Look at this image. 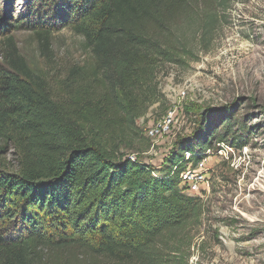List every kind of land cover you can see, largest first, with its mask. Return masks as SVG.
<instances>
[{
  "label": "trees",
  "instance_id": "obj_1",
  "mask_svg": "<svg viewBox=\"0 0 264 264\" xmlns=\"http://www.w3.org/2000/svg\"><path fill=\"white\" fill-rule=\"evenodd\" d=\"M33 1L20 16L32 17L54 72H31L6 38L0 157L12 162H0V264H180L174 233L205 214L178 186L184 154L196 164L213 140L240 148L243 136L228 115L199 122L155 170L132 156L137 120L163 101L159 68L208 51L236 0H37L46 13ZM54 27L80 40V58L60 71Z\"/></svg>",
  "mask_w": 264,
  "mask_h": 264
},
{
  "label": "rangeland",
  "instance_id": "obj_2",
  "mask_svg": "<svg viewBox=\"0 0 264 264\" xmlns=\"http://www.w3.org/2000/svg\"><path fill=\"white\" fill-rule=\"evenodd\" d=\"M31 2L0 0V68L6 67L10 37L31 72L43 68L50 74L54 71L43 66L45 58L28 30L35 24L32 17L20 16ZM44 7L39 11L46 13ZM225 17L227 24L217 26L208 51H194L193 60L189 56L182 66L159 68L163 101L137 120L142 138L131 155L155 170L166 165L175 144L190 138L199 122L212 124L228 115L232 132L243 136L240 148L216 139L200 163L188 160L179 167L180 175H202L195 193L181 180L178 186L201 200L205 211L200 224L174 233L171 243L183 258L174 256L173 261L180 264H264V0H236ZM53 30L50 46L60 71L80 58V40L67 29ZM164 123L169 124L164 132L149 135ZM10 159L1 156L0 162Z\"/></svg>",
  "mask_w": 264,
  "mask_h": 264
},
{
  "label": "built area",
  "instance_id": "obj_3",
  "mask_svg": "<svg viewBox=\"0 0 264 264\" xmlns=\"http://www.w3.org/2000/svg\"><path fill=\"white\" fill-rule=\"evenodd\" d=\"M169 122V121H168ZM168 123H164V126H158L156 130H152L150 131L149 135L150 136H154L155 134L161 132H164V130L168 127ZM184 159L185 161H188L190 159V153H185L184 154ZM204 160V159H203ZM200 163V162H199ZM181 171V170H180ZM181 177V181L183 184L186 185L187 187V191L191 192V193H195L197 190V184L200 183L201 181H203V177L202 175L197 174L196 172H182V174L180 175L179 172V178Z\"/></svg>",
  "mask_w": 264,
  "mask_h": 264
}]
</instances>
